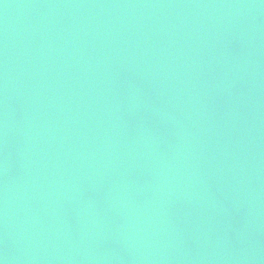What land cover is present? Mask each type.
I'll use <instances>...</instances> for the list:
<instances>
[{
	"label": "water",
	"instance_id": "water-1",
	"mask_svg": "<svg viewBox=\"0 0 264 264\" xmlns=\"http://www.w3.org/2000/svg\"><path fill=\"white\" fill-rule=\"evenodd\" d=\"M0 264H264V0H0Z\"/></svg>",
	"mask_w": 264,
	"mask_h": 264
}]
</instances>
